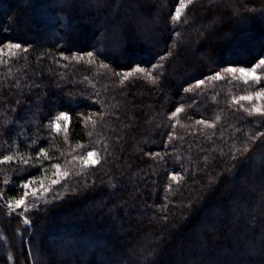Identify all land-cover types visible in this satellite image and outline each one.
<instances>
[{
	"label": "trees",
	"instance_id": "1",
	"mask_svg": "<svg viewBox=\"0 0 264 264\" xmlns=\"http://www.w3.org/2000/svg\"><path fill=\"white\" fill-rule=\"evenodd\" d=\"M178 6L0 0V47L29 48L0 62V159L13 152L33 157L27 165H0V192L18 196L32 177L33 187L50 184L53 163L70 173L52 186L50 203L41 192L37 208L23 216L9 215L0 200V264H264V138L248 140L264 132V117L233 103L258 88L223 73L206 79L229 65L250 66L264 53V0H194L174 25ZM170 47L156 84L143 75L124 80L138 65L151 69ZM87 51H99L92 64ZM77 54L83 59H71ZM177 107L184 109L179 123L169 119ZM60 112L70 119L59 136L48 125ZM245 141L249 153L231 161ZM41 147L52 159L37 163ZM91 150L105 157L96 167L73 160ZM232 164V173L225 171ZM172 174L183 177L180 184Z\"/></svg>",
	"mask_w": 264,
	"mask_h": 264
},
{
	"label": "snow or ice",
	"instance_id": "2",
	"mask_svg": "<svg viewBox=\"0 0 264 264\" xmlns=\"http://www.w3.org/2000/svg\"><path fill=\"white\" fill-rule=\"evenodd\" d=\"M194 3V0H179V6L176 8L175 13L171 16V21L175 25L177 22H179L182 18V14L184 10L190 5ZM187 23V21H184ZM177 37L180 36V33H176ZM175 43V42H174ZM174 47V46H173ZM173 47H170L168 50L167 56H161L159 58V62L156 64H153L151 69H147L141 66H136L133 68L130 72L123 73L124 80L128 79L129 77H132L134 75H143L145 78H147L151 83L156 84L159 77L163 75V72H157L158 69L163 68V61L167 60L168 57L173 55ZM5 49L7 51H5ZM29 50L28 46H25L23 43L20 42H7L3 47H0V62H3L4 56L9 57H15L18 52H27ZM62 58L65 60H68V56H64L63 54ZM88 57V63L92 64L95 62L97 57L99 56V51H87L84 53ZM71 59H83V56L77 54L71 57ZM99 66L101 68H108L109 65L100 62ZM223 74L230 75L233 79H240L245 85H255L258 90L249 92L246 95H241L239 97H233V103L240 104L243 110L249 115H257L264 117V53H261L259 57L256 58L254 63H251L250 66H232L229 65L227 67L222 68L220 71L215 72L213 75L206 77L208 80H214L218 81L224 78ZM116 75H121L120 73H116ZM123 82V80L121 81ZM204 84V80H197L196 81V87H200ZM191 88L185 89V91H191ZM242 101H247L250 104H252L249 108H244L241 104ZM253 101H256L258 103H252ZM184 111L182 107H177L175 111H173L169 117L170 120H176L177 123H179V120L177 119L178 115ZM101 114V118H102ZM89 117L88 119H90ZM70 119L68 113L66 112H60L57 116H55L52 120H50L48 127L54 131L59 132L61 128V122H67ZM220 119L219 116L216 117V120L218 121ZM97 121L92 120L93 127L96 126ZM197 125H204L206 128H214L215 124L210 123L207 120H197ZM187 127V126H185ZM89 136L92 135L91 132L88 133ZM264 138V132L257 133L255 135H250L248 137V140L252 143H255L257 139ZM33 144H35V141H33ZM251 145L245 141L240 148H236L235 152L238 153L230 155L231 161H238L239 157L244 156L246 153H249ZM106 151V147H105ZM63 155V153H61ZM158 155V154H157ZM261 156L264 157V153H261ZM35 161L37 163H42L43 160H51L52 157L49 155V151L41 147L39 151L36 153ZM79 159L80 164L83 168H91L96 167L101 163L102 160L105 159L103 154L96 150H91L86 153L85 156L82 157H73V160ZM13 160H18L21 164L27 165L30 163V161L33 160V157L30 155L25 156L23 153H17L13 152L10 155H4L2 159H0V165L8 164L12 162ZM252 160V157L249 156L248 160L245 161V163H249ZM35 166V164H33ZM235 167V164H232L231 166H227L225 168V171L232 173V169ZM53 179L51 180L50 184H43L40 183L39 187H33V185L37 184V180L35 177H32L30 179H27L25 182L21 183L19 185V188L22 189V194H19L18 196L12 197V198H6L5 194L3 192H0V200L4 201V204L2 206L6 207L8 210V214L11 215L12 213L16 212L17 210L20 211V215H24V213H28L32 209L37 208V202L41 199L40 193H44V200L45 203H50L51 201L47 200V195L52 190V186L57 185L60 183L61 179H66L69 176V171L62 169V166L59 162L53 163L51 165ZM47 171V170H45ZM261 180H260V188H261V212L264 214V159L261 160ZM19 175V173H17ZM11 177H9L7 174L4 175L3 183L5 185L9 184ZM170 179L175 182L176 184H180L183 177L179 174H172ZM239 181V178H237ZM114 187V186H113ZM171 186L169 185V188ZM29 197L32 198V202L29 203ZM59 198V197H57ZM188 207H191V205H187ZM162 219L167 220V217H163ZM23 223L25 225H30L31 220L28 219L26 216L23 219ZM262 241H264V235L260 237ZM155 255V250H153L152 253H150V256ZM147 259V258H146Z\"/></svg>",
	"mask_w": 264,
	"mask_h": 264
},
{
	"label": "rangeland",
	"instance_id": "3",
	"mask_svg": "<svg viewBox=\"0 0 264 264\" xmlns=\"http://www.w3.org/2000/svg\"><path fill=\"white\" fill-rule=\"evenodd\" d=\"M68 124H69V120L67 121V122H61V128H60V131L57 133V132H54L56 135H62V134H64V131L66 130V128H67V126H68ZM241 179L242 178H239V181H241ZM232 186H233V183L230 181L229 183H227V184H225L224 185V191H229V190H231V188H232ZM198 240V239H197ZM200 241V240H199ZM54 242H57V239H55V238H52V239H50L49 240V243L50 244H52V246H57V244L55 243V244H53ZM183 247H185V245H183ZM182 247V248H183Z\"/></svg>",
	"mask_w": 264,
	"mask_h": 264
}]
</instances>
